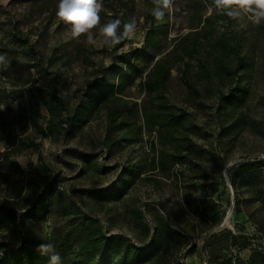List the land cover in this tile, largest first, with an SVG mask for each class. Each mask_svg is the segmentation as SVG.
I'll use <instances>...</instances> for the list:
<instances>
[{
    "label": "rangeland",
    "instance_id": "374dc122",
    "mask_svg": "<svg viewBox=\"0 0 264 264\" xmlns=\"http://www.w3.org/2000/svg\"><path fill=\"white\" fill-rule=\"evenodd\" d=\"M39 1L0 0V56L6 62L14 58L22 78L32 73L30 82L23 83L14 70L10 75L0 72L2 118L7 136L16 138L15 145L9 137L0 141V201L13 204L16 185L27 186L28 172L38 175L36 168L44 162L51 174H56L66 200L79 203L109 237L124 236L149 246L137 263L98 254L79 264H216L227 257L235 264H264V199L258 194L260 189L264 193V169L258 171L256 180L238 175V167L246 160L264 159V21L256 24L247 13L237 17L222 14L208 0H172L162 21L151 17L154 4L147 0H103L100 26L92 30L89 41L87 35L72 37L70 25L56 15L58 3L42 7ZM200 11L214 16L213 41L225 33L238 54L247 56V67L239 76L226 82L216 75L199 76L200 65L207 62V48L182 58L180 42L193 29L201 32L204 28L198 21ZM114 12L126 15L134 26L132 38L120 49L106 45L101 33ZM160 27L167 28L166 35L154 46L149 40L151 32ZM194 35L204 44L206 37L193 33L190 47ZM235 53L230 64L237 61ZM121 56L146 66V72H152L160 60L167 64L171 72L160 92L142 85L144 73L118 93L115 126L110 121V107L103 103L77 125L71 140L42 137L37 126L46 124L48 113L38 88L44 83L58 87L70 107L78 111L96 96L95 82H119L121 68L129 70ZM187 80L193 81L197 93ZM236 87L247 92L243 103L219 110L220 94L229 95ZM155 94L168 102L171 111L185 112V123L175 132L177 141L163 144L160 131L138 129L143 124L142 112ZM233 121L237 125L229 130ZM21 138L35 141L39 147H17ZM4 152H9L8 158L1 155ZM164 152L169 160L178 154L186 157L174 161L168 170L153 162ZM123 180H130L131 185L118 202L102 203L89 195L98 188L110 190ZM207 205L225 212L220 226H214L206 216ZM48 208L47 204L41 207L48 221L44 216L33 231L51 245L46 249L50 255L55 248L47 230L57 236L72 223L68 215ZM135 209L142 211L153 231L159 233L156 238L143 237L132 213ZM159 216L181 233L178 244H169L166 231L156 228ZM231 232L241 236L237 246L231 242ZM244 239L251 245L244 247ZM18 242L12 231H0V250L17 247ZM37 264H52L51 257Z\"/></svg>",
    "mask_w": 264,
    "mask_h": 264
},
{
    "label": "trees",
    "instance_id": "16d2710c",
    "mask_svg": "<svg viewBox=\"0 0 264 264\" xmlns=\"http://www.w3.org/2000/svg\"><path fill=\"white\" fill-rule=\"evenodd\" d=\"M147 1L153 4V0ZM208 1L214 5L213 0ZM57 3L58 0L39 1V5L42 7H49ZM110 3V5H113V2ZM151 17L153 19L155 18L153 14ZM110 18V22L116 19L121 21L119 32L122 34L124 32V25L129 24L127 16L119 15L118 12H114L110 15ZM198 21L201 26H204L202 31L199 32L200 30H196V28L193 29L178 45V48L183 50L184 53L182 58H184V56L193 57L195 54H198L202 48H207V50L204 49L207 53V62H203L200 65V72H198L199 76L205 75L207 78H211L216 75L222 82H226L233 76H239L241 70L247 67V56L238 54L239 52L236 51L234 45L231 44L230 36L225 33L220 35L216 41H213L212 35L215 28L214 16L205 15L200 11L198 14ZM166 29V27H160L152 30V37L149 39L152 45L157 46L162 42V35L164 33L166 35ZM193 33L196 35H204L206 38L203 43L207 47L204 46V44H200L198 37L195 35L192 46L190 47L188 40ZM127 40L128 38H123L121 43L116 45L115 48L120 49L126 44ZM208 47L209 49L211 48L210 51ZM234 51L236 52L235 58L237 61L235 64H230V56ZM121 59L129 70L126 72L121 68L119 82H95L97 87L96 96L89 101L88 105L78 111L70 107L68 97L64 96L58 87L44 83L38 88L40 99L48 113L46 124L37 126L42 137L71 140L75 135L77 125L86 121L88 117L95 112V109L99 108L103 103L110 107V121H114L115 126L118 118L116 114L118 108L115 101L120 100L118 96L119 92L124 90L126 86L133 83L144 73L146 81L142 85H145V87L147 85L152 92H160L165 79L171 72V68L161 60L156 64L152 72H146V66L140 65L137 61L126 56H121ZM19 65L20 64H18L14 58H10L7 61L6 67L0 64V72L4 75H10V71L14 70L18 79L23 81V83H29L32 73L29 72L25 78H22L24 74L19 72ZM187 85L194 93L198 92L193 81L187 80ZM246 95L247 92L238 87L233 89L229 95L221 93L218 109L221 110L228 104L238 107L243 103ZM149 99V106L145 107L142 112L143 124L138 127L139 131H141L142 128L150 132L155 130L160 131V140L163 144L169 143L170 141H177L178 137L175 135V132L179 127L184 125L185 112L176 113L171 111L168 102L158 94H155V96ZM236 125L237 121H233L229 124L228 129L230 130L236 127ZM261 131L264 132V126ZM7 137H9L7 136V124L2 118V110L0 108V141ZM8 140L13 144L16 143L15 137H9ZM16 145L17 147H39V143L32 140L27 141L24 138L19 139ZM177 148H179V146ZM178 152L181 153V151ZM1 155L8 158L9 152H4ZM185 157L186 155L178 154L172 157L173 159L169 160L164 152L161 154L160 158L154 157L153 162L154 165H166L168 170H170L174 161H184ZM39 158L43 160L41 154ZM36 169L38 175L34 172H28L27 186L16 185V199L13 204L2 203L0 201V231H12V233H15L17 237H19L17 247L10 245L3 251V255H0V264H37L38 261H47L49 257L56 254H58L60 258L59 261H62L64 264L89 262L98 254H101L105 259L128 258L132 263H137L142 260L145 253L149 251V246H145L144 244L139 245L124 236L109 237L104 227L95 222L94 216L82 211L79 203L66 200L65 191L58 187L59 180L56 174H51V169L47 164L42 162ZM263 169L264 159H248L238 167V175L246 176L250 178V180H256L258 171ZM130 185V180H123L110 190L104 191V189L98 188L90 191L89 195L102 203L118 202L126 195ZM258 194L262 195L264 199L263 189L258 190ZM45 204L49 207V212L55 211L63 215H68L72 223L71 227L66 231H58L57 236L54 234L52 235L51 229L47 230L48 235H50L48 240L52 242V247L55 248L53 254L50 255H48L46 249L42 250L40 248L41 245L47 246V241L37 236L35 231H33V226L38 224L45 216L41 209ZM205 211L206 216H208L214 226H220L223 223L226 216L224 211L218 210L215 205H207ZM132 213L145 239L151 235L153 238L159 235L156 229L153 231L152 226L146 221L142 211L135 209ZM78 217H81V219L78 220ZM44 219L48 221L47 219L49 218L45 216ZM156 224V228H161L166 231V238H168L169 244L170 242L173 244L179 243L181 233L172 230V226L168 220L159 216V222ZM240 237L241 236L231 232L232 244L237 246L240 243ZM242 245L247 247L251 245V241L244 239ZM216 264H235V262L232 258L227 257L219 260Z\"/></svg>",
    "mask_w": 264,
    "mask_h": 264
},
{
    "label": "clouds",
    "instance_id": "9594fccd",
    "mask_svg": "<svg viewBox=\"0 0 264 264\" xmlns=\"http://www.w3.org/2000/svg\"><path fill=\"white\" fill-rule=\"evenodd\" d=\"M218 12L227 14L230 17H237L241 13L251 14L254 23L264 21V0H213ZM154 7L152 14L157 20H163L165 10H171L172 0H153ZM103 10V0H58L56 15L64 23L70 25L73 38L87 35L92 40V30L100 26V13ZM121 21L113 20L101 27L104 43L115 47L121 43L123 38L131 39L133 36V24H125L124 32L121 34L119 28ZM139 46V45H138ZM0 64L7 66L5 57L0 56ZM22 165L23 162H21ZM40 248L51 249V245H41ZM3 255V250H0ZM58 254L51 257L52 264H59Z\"/></svg>",
    "mask_w": 264,
    "mask_h": 264
},
{
    "label": "bare ground",
    "instance_id": "6f19581e",
    "mask_svg": "<svg viewBox=\"0 0 264 264\" xmlns=\"http://www.w3.org/2000/svg\"><path fill=\"white\" fill-rule=\"evenodd\" d=\"M233 214V213H232ZM229 216H230V214H229ZM229 216L227 217V219H226V222H228L229 221ZM231 218V217H230Z\"/></svg>",
    "mask_w": 264,
    "mask_h": 264
}]
</instances>
